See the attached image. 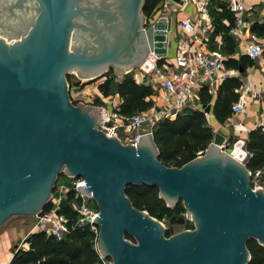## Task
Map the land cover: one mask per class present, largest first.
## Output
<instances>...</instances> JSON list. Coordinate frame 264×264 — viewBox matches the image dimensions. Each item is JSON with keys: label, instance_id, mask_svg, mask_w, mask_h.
I'll list each match as a JSON object with an SVG mask.
<instances>
[{"label": "water", "instance_id": "obj_1", "mask_svg": "<svg viewBox=\"0 0 264 264\" xmlns=\"http://www.w3.org/2000/svg\"><path fill=\"white\" fill-rule=\"evenodd\" d=\"M166 1L171 15L185 3ZM145 3L0 0V227L42 213L65 174L85 180L78 190L98 208L97 248L112 264H249L247 241L264 246V189L253 190L241 162L245 139L229 153L216 132L203 155L169 167L150 134L124 144L100 129L101 108L71 99L72 71L85 81L111 69L150 72L146 59L167 54L172 19L161 14L148 25ZM143 184L156 186L169 208L181 199L193 229L166 236L126 193Z\"/></svg>", "mask_w": 264, "mask_h": 264}, {"label": "built area", "instance_id": "obj_2", "mask_svg": "<svg viewBox=\"0 0 264 264\" xmlns=\"http://www.w3.org/2000/svg\"><path fill=\"white\" fill-rule=\"evenodd\" d=\"M188 1L194 5L198 19L204 23L201 32H199L200 30L197 31V22L192 16L179 20L182 37L178 41L179 51L176 52L173 59L169 60L167 54H155L157 57L155 61H150L149 58L145 61L153 64V69L150 72H146L139 66L134 70L125 71L120 78L122 80L124 77L130 76L139 85L161 87L168 100L173 98L169 102L170 107L163 108L159 104H153L145 111L134 115H125L121 112L119 104L105 102L98 106L94 101L96 97H93L89 104L101 108L103 122L99 127L108 136L117 137L124 144H136L139 138L144 135L150 134L154 138L155 130L162 120L174 119L186 108L201 109L197 97V92L201 86L214 91L217 78L227 79L233 76L224 66L222 57L207 50L208 43L205 36L209 32L207 25L210 20L209 7L218 0H184L185 3L182 8ZM220 1L227 2L228 9L235 16V24L231 27L230 33L239 38L246 14L244 0ZM166 3L167 1L163 0L160 11L152 16L148 21L150 23L147 24H152L161 14L172 19L175 14H169ZM246 54L253 60L264 57V40L258 41L253 38L246 47ZM239 78L242 81L241 95L232 104V111L235 115L244 114L250 101H258L260 104L259 120L255 123L253 130H260L264 133V91L253 83L250 76L245 74L240 75ZM73 102L78 103L79 100L74 99ZM234 140L233 135H224L223 143L219 145L221 150L230 153V147H232ZM245 151L246 154L241 162L247 166L254 154L246 148ZM204 152L199 151L197 156L203 155ZM249 175L253 190L264 189V168L249 169ZM63 176L66 175H61L56 183L50 208L35 216L36 220L31 233H44L47 237H54L57 240H63L77 227L89 226L92 231L98 233V227L93 223L94 218L99 214L98 208L91 196L82 194L78 190V185L85 184V180L81 177L66 176L67 179L61 181ZM68 200H70L71 210L76 214L74 222L71 221L70 216L60 212L63 202ZM164 221L161 220L163 224ZM165 228L168 229L167 226ZM28 236L21 242H25ZM26 245L29 246L28 243ZM27 249L28 247L24 248V250ZM103 264L112 263L110 261Z\"/></svg>", "mask_w": 264, "mask_h": 264}, {"label": "trees", "instance_id": "obj_3", "mask_svg": "<svg viewBox=\"0 0 264 264\" xmlns=\"http://www.w3.org/2000/svg\"><path fill=\"white\" fill-rule=\"evenodd\" d=\"M163 4V0H146L144 13L147 18L156 15ZM222 8H226L221 4ZM229 10V9H228ZM212 16L216 22L217 31L227 33V28L221 25L223 17H228L230 23H233L231 11L224 14H218L212 11ZM256 32H264V25H253ZM229 39V52H233V42ZM228 42V41H227ZM242 56L239 60L229 58L226 61L229 67L242 68L248 65V58ZM252 60V59H251ZM245 75V74H243ZM68 78V77H67ZM79 82L71 83V90L77 92L81 89ZM239 78H227L219 90L215 103V114L220 121H225L231 113V104L237 99L234 88L241 87ZM75 89V90H74ZM99 90L107 97L110 94H119L121 98L120 109L125 115H134L136 113L149 109L153 102L150 98L155 94L152 86L139 85L130 76L124 77L119 82L107 78L99 85ZM225 90V91H224ZM72 97V94H71ZM212 96L206 90L201 92V102L208 105ZM77 104V102H74ZM95 104L102 105L100 99L95 100ZM214 137L213 129L207 124L206 115L201 110L186 108L175 119L162 120L154 133V141L159 150V159L169 167H181L194 160L199 151H205ZM248 150L252 151L254 156L249 160L247 167L255 170L264 166V135L259 131L250 132ZM254 149L256 151H254ZM126 193L131 199L133 205L139 210H145L152 217L158 220H170L171 215L177 217L186 212L182 200L180 199L174 209L169 208L166 202L160 198L159 189L156 186L129 185ZM50 204L44 211L50 208ZM61 213L70 216L71 221H75L76 214L70 208V200L63 202ZM192 229L193 225L188 224L187 229ZM170 230H166V236H170ZM127 238L133 240V237L127 234ZM98 233L92 231L89 226L77 227L72 230L63 240H57L54 237H47L44 233H31L25 240L29 244L28 249H19L14 253L11 264H103L110 262V258H102L97 248ZM247 248L250 253L249 264H264V246L257 240L249 239Z\"/></svg>", "mask_w": 264, "mask_h": 264}, {"label": "crops", "instance_id": "obj_4", "mask_svg": "<svg viewBox=\"0 0 264 264\" xmlns=\"http://www.w3.org/2000/svg\"><path fill=\"white\" fill-rule=\"evenodd\" d=\"M221 4H224L226 8H222ZM244 4L246 8V14L244 16L242 33L239 38L233 36L230 33L231 27L234 26L235 24V16L233 14H232L233 16L232 25L228 17H223L222 22L220 21L221 25H224L227 28L230 26L229 31L227 33H225L224 31L223 32L217 31L216 22L214 21L211 12L216 11L218 12V14H224L227 11L229 12L227 2L218 0L210 5L209 7L210 20L207 24L209 28V32L205 36V39L207 40L208 43L207 50L212 54L216 53L222 57L224 66L233 74V76H231L230 78L232 77L239 78L240 75L246 74V76L251 77L253 83L256 86L260 87L264 91V57H260L256 60L253 59L251 60V58H249L246 54V47L248 46L249 43L252 42L253 38H255L258 41L264 40V32H256L253 30L254 24L261 26L264 25V0H244ZM187 16H192L196 20L197 31L200 30L199 32H201V29L204 26V23L198 19L194 5L188 1L180 12L172 16V26H171V31L169 33V39L171 45L167 50L168 51L167 57L169 60L173 59L176 52L179 51L178 41L179 38L182 37L181 29L179 26V20L186 18ZM227 36L231 38V43L233 42L234 44L233 52H229L230 47L228 46V43L230 45V42L229 39L227 40ZM242 56H246L248 58L247 63L249 62V60L251 61V63H248L245 69L242 68L241 65L239 67L227 66L226 61L229 58H234L236 60H239ZM225 80L226 79L223 78H217L214 91H210L203 86L199 88V91L197 92V97L201 109L198 110H201L205 113L207 124L213 129L214 135L216 132H221L223 135H227L230 134L229 131L232 130L234 133L233 135L234 138H243L246 140L245 148L248 150L247 144H248L250 132L253 131V127L255 123L259 120L260 104L258 101H250L247 105L244 114L235 115L232 111V104L240 98L241 87L234 88V92L237 95V99L234 100L233 103L231 104V113L229 117H227L225 121H220L215 114L214 106L221 85H223V82ZM103 82L104 81L98 82L93 87H90L91 89L88 88V90L80 89L76 94L77 97L80 98L78 103L90 105L89 103L92 101V98L96 97V99L98 98L101 100V104L105 102L106 103L114 102L120 105L121 98L119 94L116 93L112 97L111 96L107 97L99 90V85ZM153 89L155 90V94L148 99H151L153 104H159L163 108H169L170 107L169 102H171L173 98H170V100H168V97L166 96L164 90L161 89V87H153ZM203 89H206L212 96L211 102L208 105H203L201 102V92ZM82 96H84V99L82 98ZM205 107H210L209 112H205ZM256 131H259V133L264 135V133L261 132L260 130H256ZM254 151L256 150L254 149ZM259 168H264V166Z\"/></svg>", "mask_w": 264, "mask_h": 264}, {"label": "rangeland", "instance_id": "obj_5", "mask_svg": "<svg viewBox=\"0 0 264 264\" xmlns=\"http://www.w3.org/2000/svg\"><path fill=\"white\" fill-rule=\"evenodd\" d=\"M123 73L124 72L119 74L118 71L112 69L105 76L99 77L95 80L85 81L79 78L76 71L70 72L67 75L68 77L67 80L70 85V96L72 94L71 97L72 101H74V99L79 100L80 98H78L76 95L77 90L76 91L71 90V85H72L71 83L79 82L78 84H80L82 90H88V88L91 89L90 87H93L98 82H102L106 80V76H108L107 78L111 79L112 81L119 82L120 78H122L121 76L123 75ZM113 95L114 93L110 94L109 96L112 97ZM82 98L84 99V96H82ZM66 179H67L66 176L61 177V181ZM183 217H185L184 223L171 224L169 220L165 219L164 224L165 226H167L168 230H170L171 234L173 233L175 234L180 231L187 230L188 224H191L192 221L189 215L187 214V212L183 213ZM35 220L36 218L34 216H13L0 227V246L2 245L1 246L2 248L0 247V264H8V262L11 260V257H13L14 253L18 249H24L28 247L24 241L23 243L21 241L25 239V237L28 236V234L31 233V231L33 230ZM23 246L24 248H22ZM104 263H108V262H104Z\"/></svg>", "mask_w": 264, "mask_h": 264}, {"label": "flooded vegetation", "instance_id": "obj_6", "mask_svg": "<svg viewBox=\"0 0 264 264\" xmlns=\"http://www.w3.org/2000/svg\"><path fill=\"white\" fill-rule=\"evenodd\" d=\"M145 7V6H144ZM143 13H144V9H143ZM144 15H145V13H144ZM146 20H147V23H148V21H149V18H147V16H146ZM112 70V69H111ZM110 70V71H111ZM172 209H174V208H172ZM171 216H176V215H171ZM183 216V215H182ZM176 218H178L177 216H176ZM184 223V222H183ZM192 223V222H191ZM193 225V224H192ZM190 229V228H189ZM193 229V228H192Z\"/></svg>", "mask_w": 264, "mask_h": 264}]
</instances>
